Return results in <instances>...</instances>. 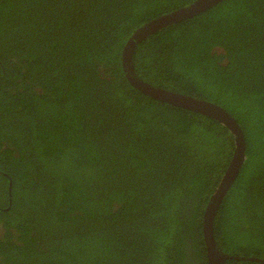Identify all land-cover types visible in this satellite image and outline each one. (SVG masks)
I'll return each instance as SVG.
<instances>
[{"label":"trees","instance_id":"16d2710c","mask_svg":"<svg viewBox=\"0 0 264 264\" xmlns=\"http://www.w3.org/2000/svg\"><path fill=\"white\" fill-rule=\"evenodd\" d=\"M194 1L0 0V264H208L233 134L134 89L121 61L138 27ZM133 66L238 123L213 236L225 264H264V0L163 27Z\"/></svg>","mask_w":264,"mask_h":264},{"label":"water","instance_id":"95a60500","mask_svg":"<svg viewBox=\"0 0 264 264\" xmlns=\"http://www.w3.org/2000/svg\"><path fill=\"white\" fill-rule=\"evenodd\" d=\"M220 1L222 0H195L188 6L171 11L144 23L128 38L121 53L123 73L134 89H137L142 94L160 102L168 103L172 106L180 107L199 113L203 116L213 118L222 123L233 134L234 151L231 162L211 195L203 216V232L207 248L208 264H225L227 259L232 258V256L223 253L221 249H219L214 240L212 228L216 210L238 176L240 168L245 160V140L243 134L235 119L221 106L207 100L195 98L191 95L155 86L139 77L134 70L133 55L137 45H139L141 41L146 39L151 34L159 31L163 27L200 14ZM256 261L264 263V260L261 259H257Z\"/></svg>","mask_w":264,"mask_h":264}]
</instances>
